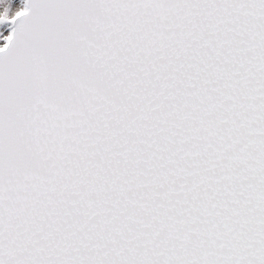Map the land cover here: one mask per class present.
Here are the masks:
<instances>
[{
    "label": "snow or ice",
    "instance_id": "6c2138e0",
    "mask_svg": "<svg viewBox=\"0 0 264 264\" xmlns=\"http://www.w3.org/2000/svg\"><path fill=\"white\" fill-rule=\"evenodd\" d=\"M0 264H264V0H0Z\"/></svg>",
    "mask_w": 264,
    "mask_h": 264
}]
</instances>
